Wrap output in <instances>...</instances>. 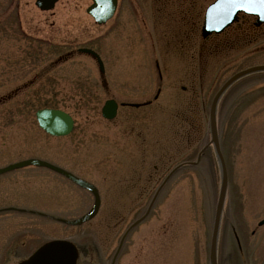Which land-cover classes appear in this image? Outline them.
Here are the masks:
<instances>
[{
	"label": "rangeland",
	"instance_id": "374dc122",
	"mask_svg": "<svg viewBox=\"0 0 264 264\" xmlns=\"http://www.w3.org/2000/svg\"><path fill=\"white\" fill-rule=\"evenodd\" d=\"M209 1L117 0L113 17L98 25L85 11L91 0H58L51 10H40L36 0H0V165L46 159L92 182L100 194L91 219L66 225L54 216L84 213L90 192L44 166L1 173L0 207L33 209L0 212L1 260L9 251L30 252L46 239L66 237L81 255L88 250L89 259L98 255L106 264L168 170L195 158L209 137L213 93L233 72L264 63V26L200 35ZM61 6L75 16L65 17ZM76 40L74 49L98 51L104 73L89 54L73 50L64 58L67 43ZM107 98L151 102L119 105L106 119L100 108ZM220 102L227 184L217 264H264V224H257L264 216V71L237 80ZM42 106L67 111L74 120L70 133L43 131L34 116ZM220 183L210 147L167 180L114 264H209Z\"/></svg>",
	"mask_w": 264,
	"mask_h": 264
},
{
	"label": "water",
	"instance_id": "95a60500",
	"mask_svg": "<svg viewBox=\"0 0 264 264\" xmlns=\"http://www.w3.org/2000/svg\"><path fill=\"white\" fill-rule=\"evenodd\" d=\"M53 1L54 0H36L35 3L40 8H49L52 6ZM115 2L116 0H105L103 4H100L98 3V0H92V4L87 8V12L92 15V17L95 19L96 22L98 23L104 22L108 17L112 15L115 9ZM240 11L251 13L245 10H235L233 12H227L222 5H218L217 0H214L212 3H210L207 6L205 10L204 21L201 27V34L204 36L212 31L215 32L220 31L223 27H225L230 22H232L236 18L237 13ZM251 14L257 15L255 21L256 23L264 22V15L258 13H251ZM81 50L85 52H89L94 56H96L99 68L100 70H102L101 60L94 51L88 48H82ZM260 69H264V64L250 66L231 75L216 91L210 104V109H209V124H210V133H211L210 140L213 142L214 149L216 151L221 169V183H220L216 208L214 212L213 228H212L210 250H209L210 264H216L215 248H216V239H217V229H218L220 212L223 202L224 190L226 186V175L224 170V164L218 147L216 127H215L216 102L219 95L224 90V88L235 78L247 72L260 70ZM116 106H117L116 102L113 99L105 100L101 108L102 115L107 118L112 117L115 114ZM35 114L38 124L50 134L64 135L68 133L72 128V122H73L72 118L68 113L64 112L63 110L54 109V108H41L38 109ZM199 154L200 152L198 153L197 158L199 157ZM29 163H33L37 165H46L48 167L56 169L61 173L65 174L66 176H68L69 178L73 179L76 183L88 188L94 194V202L91 208L80 217L76 219L67 220L66 222L71 224H78L84 220L89 219L96 212L99 203V197L96 188L91 183L81 178H78L73 174H71L70 172L65 171L44 160L37 158H28L22 161L14 162L5 167H2L0 168V172ZM169 174L165 177L164 180H166ZM136 221L131 223L130 226H132ZM263 222H264V217L259 221V224ZM127 230L125 231V233L127 232ZM125 233L123 234V236L125 235ZM75 260H76L75 246L68 240L55 239L43 243L40 247H38V249H36V251L31 256L23 260L20 264H75Z\"/></svg>",
	"mask_w": 264,
	"mask_h": 264
},
{
	"label": "snow or ice",
	"instance_id": "6c2138e0",
	"mask_svg": "<svg viewBox=\"0 0 264 264\" xmlns=\"http://www.w3.org/2000/svg\"><path fill=\"white\" fill-rule=\"evenodd\" d=\"M104 2L105 0H98L100 4ZM217 3L222 5L227 12L245 10L264 15V0H217Z\"/></svg>",
	"mask_w": 264,
	"mask_h": 264
},
{
	"label": "flooded vegetation",
	"instance_id": "af4514ba",
	"mask_svg": "<svg viewBox=\"0 0 264 264\" xmlns=\"http://www.w3.org/2000/svg\"><path fill=\"white\" fill-rule=\"evenodd\" d=\"M56 4V3H55ZM55 4H54V6H55ZM54 8V7H53ZM59 11H61V12H64V16L65 17H72V16H75V14H73L72 12L74 11H76V10H70V9H67V7L66 6H61V9L59 10ZM250 16L249 15H241L240 17H239V19H238V21L236 22L237 23V25H245V26H253V23H252V21L250 20V18H249ZM241 23V24H240ZM76 42H68L67 44L70 46L69 48H68V50H67V54L64 56V58H67L68 56H70L71 54H72V52H73V46H74V44H75ZM32 81L30 80L28 83H26V84H29V83H31ZM25 84V85H26ZM18 91V88H14L12 91H11V93L13 94H15L16 92ZM26 256V255H25ZM3 257V260H1V262H2V264H10V262L12 261L11 259H10V257H6V256H2ZM16 257H20L19 255H18V253H14L13 255H11V258L13 259V258H16Z\"/></svg>",
	"mask_w": 264,
	"mask_h": 264
},
{
	"label": "trees",
	"instance_id": "16d2710c",
	"mask_svg": "<svg viewBox=\"0 0 264 264\" xmlns=\"http://www.w3.org/2000/svg\"><path fill=\"white\" fill-rule=\"evenodd\" d=\"M205 153L207 154V153H208V150H206ZM205 153H204V154H205Z\"/></svg>",
	"mask_w": 264,
	"mask_h": 264
},
{
	"label": "bare ground",
	"instance_id": "6f19581e",
	"mask_svg": "<svg viewBox=\"0 0 264 264\" xmlns=\"http://www.w3.org/2000/svg\"><path fill=\"white\" fill-rule=\"evenodd\" d=\"M260 141H261V140H260ZM261 157H263V158H264V154H263Z\"/></svg>",
	"mask_w": 264,
	"mask_h": 264
}]
</instances>
